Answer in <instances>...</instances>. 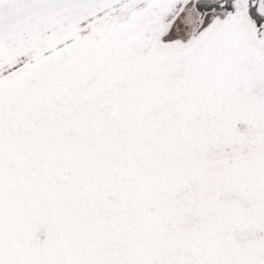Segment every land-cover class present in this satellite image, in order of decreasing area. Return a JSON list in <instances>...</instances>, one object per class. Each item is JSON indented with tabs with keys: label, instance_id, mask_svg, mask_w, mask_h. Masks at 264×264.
I'll list each match as a JSON object with an SVG mask.
<instances>
[{
	"label": "snow or ice",
	"instance_id": "6c2138e0",
	"mask_svg": "<svg viewBox=\"0 0 264 264\" xmlns=\"http://www.w3.org/2000/svg\"><path fill=\"white\" fill-rule=\"evenodd\" d=\"M0 264H264V0H0Z\"/></svg>",
	"mask_w": 264,
	"mask_h": 264
}]
</instances>
